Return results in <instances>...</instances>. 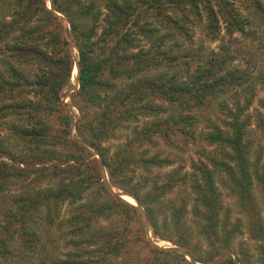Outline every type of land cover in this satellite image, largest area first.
Masks as SVG:
<instances>
[{
	"label": "trees",
	"instance_id": "16d2710c",
	"mask_svg": "<svg viewBox=\"0 0 264 264\" xmlns=\"http://www.w3.org/2000/svg\"><path fill=\"white\" fill-rule=\"evenodd\" d=\"M101 1L108 12L99 32V0H51L52 7L46 0H6L15 12L9 23L0 20V51L26 57L20 66L4 59L0 68V130L7 125L17 140L0 136V264H128L124 252L132 244L150 255L130 256V264H264V248L257 259L245 242L235 245L244 229L264 242V147L248 137L251 118L243 117L255 102L256 81L264 88V69L247 72L233 65L226 46L216 51L197 42L198 29L210 42L238 32L254 40L258 35L248 28L264 22L263 0ZM18 30L17 39L32 40L24 50L7 42ZM48 36L52 54L42 46ZM33 58L49 69L31 75ZM76 63L79 87L71 102L79 114L64 102ZM216 101L212 119L207 111ZM259 105L264 131V98ZM142 117L124 144H108L126 122ZM203 119L208 128L198 135ZM156 136L177 147L179 137L183 150L203 142L191 173L180 164L151 176L175 161L144 147ZM204 143L221 146L223 156ZM104 167L112 186L139 205L110 190ZM15 186L20 189L9 195ZM174 193L177 198L164 201ZM227 196L238 198L235 220L224 208ZM66 202L73 209L64 220ZM145 217L155 237L186 248L191 258L155 246ZM101 218L110 223L99 225Z\"/></svg>",
	"mask_w": 264,
	"mask_h": 264
},
{
	"label": "rangeland",
	"instance_id": "374dc122",
	"mask_svg": "<svg viewBox=\"0 0 264 264\" xmlns=\"http://www.w3.org/2000/svg\"><path fill=\"white\" fill-rule=\"evenodd\" d=\"M100 3L99 5H101V9H102V16L100 17V20L98 22V31L101 32L105 26L107 25L106 21H105V16L107 15L108 10L106 9V7L104 6L105 4L99 0ZM47 5L51 6V0H46ZM6 0H0V20L6 21V23H9L10 21H12V19L14 18V12L15 9L6 5ZM264 3V0H263ZM243 9V13L245 15H250L251 13H249L248 10ZM60 17V21L63 25H65L70 32H72L71 30V26H70V21L67 19L66 16H64L62 13L59 14ZM40 18H37L35 20H33V22H31V26H35L38 24ZM261 23V22H260ZM259 23V24H260ZM258 23L255 24L254 26H252L251 28L249 27L248 30L251 32H255L256 35H258V37H256L254 40H252L251 36H245L242 33H235L232 37L228 36L227 34H223L221 39L217 40L216 42H210L207 41V39L205 38V36L203 35V33L201 32L200 29H198L197 31V42L198 43H204L208 49H214L216 51H221L223 48L222 47H227L226 50H228V52L230 51L231 55H234V61H233V65L238 66L239 68L247 71V72H251L254 73L255 75H257L261 69H264V22L262 24L259 25ZM11 36L7 39L8 43H11L10 45H13L14 43H18L21 46L24 45L23 50L26 47H30L32 44V40L31 37L26 38L25 36H23L22 38L17 39L16 35H21V30H18L17 32H14L12 34H10ZM71 38V36H70ZM49 40V36L48 38L45 39V41H43V45L44 48L46 50H48L49 48L46 47L45 43L46 41ZM5 43L1 44L4 45ZM23 50H18L19 52H22ZM48 52V51H47ZM49 53L52 54L51 49H49ZM72 53L74 55V58L76 60H78V50L75 47V45L72 43ZM30 55V54H29ZM26 56H16L14 57L13 55H9V54H5L3 52L0 51V68L4 71L5 70V63L3 62L4 59H10L11 62L16 65V66H20L22 63H20V59L21 58H25ZM27 68L29 69L31 75H35V73L39 72H43L44 69H49V67L46 66V63H41L39 64L37 62L36 58H33L32 61L30 63H28ZM78 68L77 65L74 68V71L72 72V78H71V85H69L66 89V94L67 96L64 97V102L68 103L67 107L71 108L76 114H79L78 110L75 108V105L72 104L71 102V94L76 90L74 89V87L76 86L77 88L79 87V83H78ZM256 85V99L255 102L250 106V108L244 113L243 117H250L251 118V124L248 127L247 130V135L248 137H250L252 140H254L255 145L257 147H264V131L260 129V126L258 125V120H257V107H259V99L264 98V88L261 86L260 83H258L256 81L255 83ZM212 109H208L207 112H209L210 117H212V119H216L218 117L217 115V111L219 110V104L218 101H216L213 105ZM264 112V110H263ZM219 113H221L219 111ZM146 121V118H141V121L138 122H134V121H130V122H126L124 124V126H122V128L120 130H118L117 132V136L111 138L110 142L108 143L109 145H111L113 147V149H115V147H117L118 145L124 144L129 137L133 134V130L135 127L137 126H141L143 124V122ZM207 120L203 119L200 124L196 127V133L199 135L200 133L206 132L207 128H208V124L206 123ZM219 123V121H218ZM221 123V122H220ZM225 126H223L222 128L225 130L224 128ZM11 132L8 129V126L6 125L5 128H2L0 130V136L2 137H9L12 143H15L17 145V140L14 137L10 136ZM72 135H75V130L74 128L72 129ZM173 139H177L176 142L178 143V145H180V147H177L171 143H168L167 140H165L164 138H161L159 136L155 137V142L154 143H145L144 147L148 148L149 153L155 154L157 152L161 153L163 156H169L170 158L174 159V163L172 165H168V166H164L162 168H154L151 172V176L156 175L157 173H161L162 175H164L165 173H168L170 170H172L174 167L179 166L180 164H184L185 165V171H187L188 173H191V171L193 170L192 168V160L194 159H198V157H200L199 154V149H200V145L203 144V142H201L199 139H197V143H193L191 142L190 146L184 147V150L181 149L182 147V140H180L179 137L175 136ZM203 147L207 150V152H210L212 154H216L218 155L220 158L223 156L222 154H220L222 148L221 146L218 145H207L204 143ZM95 150V149H93ZM252 157H255V154L252 153L251 154ZM97 157H100L99 155H97ZM103 172L105 174V179L107 181V184L110 188V190L114 193V194H119L121 195L124 199L128 200L131 203L134 204H138L139 205V201L137 199H135L133 196L127 194V193H123L124 191L112 186V184L110 183V179H109V175L108 172L106 170V168H103ZM139 174H146L145 171L143 170H139L138 171ZM138 174V175H139ZM165 178V177H164ZM44 184H47V181L44 182ZM218 184L221 186V189L225 191V188L222 186V184L220 182H218ZM20 189V186H15L14 189H12L11 191L8 192V194L10 195L12 192L15 193ZM178 190V189H177ZM176 190V191H177ZM254 190V194H256L257 196H261L260 195V191L258 189H253ZM175 191V193H176ZM171 194L169 195L168 198H165L164 201L170 203L172 199L177 198L176 195ZM87 199V198H86ZM86 199H84L86 201ZM137 200V201H136ZM224 208H231L233 210V220L237 219V217L239 216V213L237 212V207L236 204L238 203V198L236 197H230L227 196L224 200ZM138 202V203H137ZM190 210L186 215V222L189 225L194 224V217H193V213L191 211V204L189 205ZM142 211L145 213V209L143 207ZM72 209L73 206L71 204H69L68 202H66L65 204L62 205V214L61 217L64 220H67L70 215L72 214ZM245 217V216H244ZM120 219V218H117ZM116 219V221H117ZM146 219V217H145ZM147 223V227H148V237L150 238V240L152 241V243L159 247V248H176L179 247L181 249H184L186 251L185 254H189L188 250L184 247L181 246H176L174 243H172L169 240H162L159 239L157 237L154 236L153 232L151 231V228H149L148 224L149 222L147 221V219L145 220ZM110 223V220L105 219V218H101L100 219V224H108ZM55 229V228H54ZM244 233L241 234L238 238L237 241H235V245L237 248H239V241H243L245 242L246 247H248L252 253L254 254L255 258L259 259L261 257L260 252H261V248H264V242L259 241V240H252L249 236V233L247 232L246 229L243 230ZM60 235V233L58 231L55 232V236ZM195 241H201L202 244L206 247V241L204 238L200 237V236H196V240ZM141 250V251H140ZM63 251H66L63 248ZM63 251H60V253L63 255ZM140 251V252H139ZM182 252V251H181ZM183 253V252H182ZM230 254V252L228 254H226L220 262H222L228 255ZM236 254V253H235ZM124 255L127 256L125 259H127L128 264H130V256H135V258H138L139 256L141 257L142 260H145V258L150 255L149 251L143 249V246L140 245H136V244H132L129 245L127 252H124ZM187 257L190 259L191 256L187 255ZM121 259V258H119ZM133 264H139L138 262H133Z\"/></svg>",
	"mask_w": 264,
	"mask_h": 264
},
{
	"label": "water",
	"instance_id": "95a60500",
	"mask_svg": "<svg viewBox=\"0 0 264 264\" xmlns=\"http://www.w3.org/2000/svg\"><path fill=\"white\" fill-rule=\"evenodd\" d=\"M77 66H78V65H77ZM78 68H79V66H78ZM123 193H125V192H123ZM147 221H148V220H147ZM148 226H149V228H151L149 224H148ZM177 249H179V250L182 251L183 253H186V251H185L184 249H181V248H179V247H177ZM186 255H190V254H186Z\"/></svg>",
	"mask_w": 264,
	"mask_h": 264
},
{
	"label": "clouds",
	"instance_id": "9594fccd",
	"mask_svg": "<svg viewBox=\"0 0 264 264\" xmlns=\"http://www.w3.org/2000/svg\"><path fill=\"white\" fill-rule=\"evenodd\" d=\"M50 7H52V3H51V6ZM60 14V13H59ZM76 65H78L77 63H76ZM79 66V65H78ZM74 71V70H73ZM79 73V72H78Z\"/></svg>",
	"mask_w": 264,
	"mask_h": 264
},
{
	"label": "bare ground",
	"instance_id": "6f19581e",
	"mask_svg": "<svg viewBox=\"0 0 264 264\" xmlns=\"http://www.w3.org/2000/svg\"><path fill=\"white\" fill-rule=\"evenodd\" d=\"M77 68H78V66H77Z\"/></svg>",
	"mask_w": 264,
	"mask_h": 264
}]
</instances>
